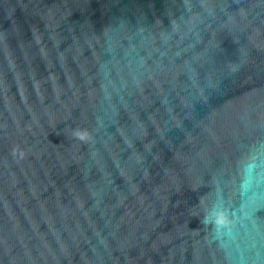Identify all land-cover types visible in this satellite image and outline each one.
I'll use <instances>...</instances> for the list:
<instances>
[{
    "label": "water",
    "instance_id": "95a60500",
    "mask_svg": "<svg viewBox=\"0 0 264 264\" xmlns=\"http://www.w3.org/2000/svg\"><path fill=\"white\" fill-rule=\"evenodd\" d=\"M0 264H264V0H0Z\"/></svg>",
    "mask_w": 264,
    "mask_h": 264
}]
</instances>
